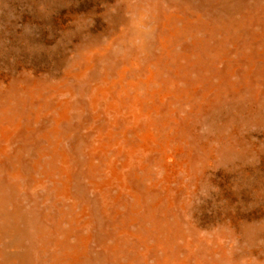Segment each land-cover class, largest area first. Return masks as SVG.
<instances>
[{
	"label": "rangeland",
	"instance_id": "obj_1",
	"mask_svg": "<svg viewBox=\"0 0 264 264\" xmlns=\"http://www.w3.org/2000/svg\"><path fill=\"white\" fill-rule=\"evenodd\" d=\"M0 264H264V0H0Z\"/></svg>",
	"mask_w": 264,
	"mask_h": 264
}]
</instances>
